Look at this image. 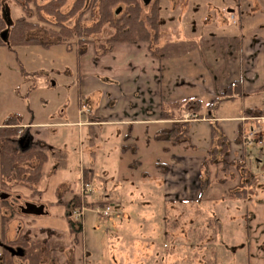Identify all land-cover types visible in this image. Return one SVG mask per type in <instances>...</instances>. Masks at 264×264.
Instances as JSON below:
<instances>
[{"label": "crops", "instance_id": "crops-1", "mask_svg": "<svg viewBox=\"0 0 264 264\" xmlns=\"http://www.w3.org/2000/svg\"><path fill=\"white\" fill-rule=\"evenodd\" d=\"M257 1L234 0L227 3L225 9L230 8L228 19L224 14L223 18H218L216 14L218 11L215 12L217 7L212 2L210 4L214 6L213 9L209 10L208 7L207 10L205 9L207 17L192 20L186 19L183 16L184 13L193 9L192 5L194 6V4L198 10H203L205 3L187 0L183 5L180 4L177 7V3L174 4L170 0L171 5L165 11L176 10L177 13L172 16L173 18L162 13V8L159 6L160 28L158 35L143 42H116L109 47L106 46V50L101 53L102 56L111 53H119L120 56L116 59L110 55L109 58L104 59L106 62L104 60L102 62L107 66L98 64L97 72H85L79 76L78 94L83 98L79 103L80 118L71 122H63L65 125L87 126L90 143H93L97 133L99 134L100 143H98L97 151H105L100 148L103 144L110 143V146L117 144L120 155L124 156L130 153L137 157L133 159L134 164H142L150 157V154L155 152L165 153L166 159L154 161L153 164L157 165L161 162L160 168L156 166L158 169L154 175L160 179L162 200L166 205L173 204L171 212L177 219L188 221V224L192 223V226L196 224L193 219L198 212L197 205L203 197L200 196V173L204 158L200 155H186L179 150L181 146H193L188 142L171 146L168 143L157 141L155 135L159 129L168 126L173 121V119L163 118V111L172 114L179 111L186 113L184 106L191 100H198L200 102V118L204 119L202 108L210 106L220 97L224 89L234 82L240 84L243 95L239 98L242 103L243 100L254 96L258 98V101L251 107L243 103L240 113L231 115L228 119L246 123L256 119V117L246 115L245 111L250 108H264V34L260 28L250 27L248 19V14L261 18L260 12L264 11V6L262 7ZM170 20L176 24H170ZM126 51L128 52L126 53ZM102 59L103 57L99 63ZM125 62L131 64L125 66ZM100 67L103 69L107 67L106 72L103 73ZM100 73L105 75L102 76ZM5 98V91L0 85V129L7 125L10 118H16L18 126L25 132L23 136L30 137L31 143L38 141L41 145L56 147L64 152L59 146L48 144V140H44V136L37 131L38 128L52 124L32 122L31 120V123L25 122L19 119V116L9 117ZM85 107L87 112L84 111ZM183 114L181 119H183ZM189 121L191 123L193 120ZM250 128L252 129V126ZM111 139L113 143L110 142ZM114 139L117 141L115 142ZM103 152L101 153L103 154ZM91 153L92 164L82 168L83 177L85 174L88 179V182L83 181V184H90V177L97 175V166L94 165L97 162L96 153ZM191 154H195L194 149ZM52 163V160L44 163L42 174ZM102 164L101 172L109 167L105 160ZM254 180L247 187L245 197L230 198L228 196L226 202L233 206L235 211L230 216V220L240 218L245 225V244L241 248L245 250L244 256L242 254L243 259L247 261V264H264V180H259L257 184L254 183ZM215 182L219 184L220 181L216 180ZM220 183L225 184V181ZM45 184L46 180L41 177L32 189L20 185L11 189L12 191L19 190L23 195H20L21 198L27 197L24 198L23 204L28 202L30 197L36 196L42 199L46 205H43L44 213L41 215L24 214L27 215L24 216L25 219H21L24 217L19 209L14 218L5 223V233L2 234L0 230V244L4 243L5 239L12 241L20 233H27L31 241L47 242L50 251V264L66 262L86 264L88 259L86 252L89 251L94 257L102 248L110 250V252H117V258H123L125 264H137L141 257L145 264H152L153 256L151 251L147 252L149 247L147 243L122 241L112 245L103 244L102 248L97 244H89V247L85 248L83 245V250L72 244V233L67 225L68 222L66 223L65 213L68 215L71 212L81 216L84 208L100 205V203L110 205L113 212L109 215L97 213L98 216L107 217L116 213L122 217V220L118 222L122 224L119 230L115 228L117 223L114 224L112 221L105 225L106 232L110 234L111 238L120 239L124 235L122 231L126 235L131 226V213L129 207L124 206L121 202L120 189H107L106 186L100 188L97 192L100 196L98 202L92 199L93 194L90 195V193L86 195L81 193V196L75 198L69 196L67 200L64 197L63 201L66 204L62 206L60 203L63 202H58L56 195L44 192ZM56 184H54V188L52 187L53 192ZM127 188L125 189L132 191L133 185L132 188L131 186ZM2 193L4 192L0 193V201L3 200ZM75 199L79 200V205H74ZM147 199L146 195H143L139 201L147 202ZM236 201H241V205L237 206ZM66 205H69L70 208H67ZM186 207L190 208V211L186 210ZM240 207L243 214L241 213L242 215L238 217L239 213L236 210ZM0 209L2 214L9 215V209L3 207L2 204ZM212 216L217 223L220 222L217 215L213 214ZM83 218V215L81 219L78 218L82 228L81 234H83L85 226ZM164 225L167 226V223L165 222ZM1 246L5 251L2 244ZM143 250L145 251L143 252ZM236 257H239V254H236ZM0 258L2 264L3 260L7 259L6 253L3 252ZM18 259L20 262L16 263L15 261L16 264H27L21 258Z\"/></svg>", "mask_w": 264, "mask_h": 264}, {"label": "rangeland", "instance_id": "rangeland-1", "mask_svg": "<svg viewBox=\"0 0 264 264\" xmlns=\"http://www.w3.org/2000/svg\"><path fill=\"white\" fill-rule=\"evenodd\" d=\"M37 1L38 3H45L48 0ZM171 1L174 4L176 2L177 7L187 2V0ZM232 1L234 0H196V2L206 4L202 8L203 10H198V7L194 4V6L192 5L193 9L186 11L183 16L190 20L207 17V7L210 8L209 10L214 7L210 4L212 2L217 7L215 12L218 11L216 12L218 18H223L224 14L228 19L230 8L225 9V7L227 3ZM73 2L74 0H66L62 10L64 12L68 11ZM158 2L160 8H162V13H166L167 17L173 18L172 16L177 13L176 10L165 11L171 5L170 0H158ZM257 2L262 7L264 6V0H258ZM120 5L121 3L115 6L114 11L121 10ZM220 8L223 9L218 10ZM145 9V12H147V6ZM260 14L261 18L248 14L249 25L250 27L260 28L264 34V11ZM21 15H23V11L15 0H2L0 4V17L3 21V26L0 28L2 38L8 35L9 27L15 18ZM169 22L172 25L176 24L172 20ZM87 23L90 24L91 20L88 19ZM112 33L113 28L106 24L103 29L92 36L97 41L90 43L83 53H78V46L76 45L55 44L45 47L40 44L29 43L20 45L4 44L1 45L3 48L0 46V85L5 91V103L9 109V117L19 116V119L25 122L52 124L38 128L37 131L44 136V140H48V144L59 146L65 152L64 165L58 166L56 162H53L49 164L47 171L43 172L41 177L46 180L44 192L56 195L58 202L63 203L64 197L67 200L69 196L73 198L81 196L84 181L82 168L89 166L90 163L92 164L91 152H95L97 162L94 165L97 166V175L90 177V195L93 194L92 199L96 202L99 201L100 196L97 192L104 186L107 189L117 188L121 192L122 204L129 207L131 226L126 235L122 231L124 235L120 239L117 237L111 238L105 229L106 224L114 221V224L117 223L115 228L119 230V227L122 226L121 223H118L122 220L120 215L113 213L107 217L98 216L96 210L98 204L84 208L82 211L83 220H85L84 232L83 234H71L72 244L78 248L81 247L83 250L85 247H89V244H97L102 248L103 244L112 245L122 241L126 243L136 241L138 244L147 243L149 245L147 252L151 251L150 253L153 256L152 264H247V261L242 257L245 250H243L244 248L241 249L242 245L245 244L244 222L240 218L230 220V216L235 211L234 207L226 202L227 190L237 188V183L239 184L242 180V166L237 167L236 164H233L226 171H223L220 163L217 166L216 176H214V170L216 169H214V166L211 168L209 175L213 182L211 186L205 189L204 195L197 205L198 212L193 219L196 224L192 226V223L188 224V221L177 219L171 212L173 204L166 205L162 200L160 179L154 175L158 169L156 166L160 168L161 162L157 165L153 164L154 161L166 159L167 155L165 153L155 152L150 154V157L142 164L135 163V165L133 159L137 157L130 153L124 156L120 155L117 144L111 146L110 143L101 145L100 148L105 149V151L100 150L101 152L104 151L103 154L97 151L99 148L98 143H100L99 134L97 133L94 142L90 143L87 126L63 124V122H71L76 118H80V113H78L79 103L83 98L78 94L79 76L85 72H97L98 64H102L103 60L109 58L110 55L116 59L120 56L119 53H111L105 56L101 54L106 50V46L112 45L105 42ZM101 57L103 59L99 63ZM104 61L106 62V60ZM129 64L131 63H124L125 66ZM102 65L107 66V64ZM105 69L100 67L103 73L106 72ZM257 101L258 98L254 96L243 100V103L251 107ZM243 103L239 97H236L234 100L219 99L212 106H204L201 111L202 115L205 116L204 119L196 116L197 118L193 119L189 125L188 143L193 145V148L185 145L181 146L179 150L186 155H200L205 158L213 144L212 128H214L218 132L214 142L215 146L218 145V140L225 136L230 159L235 162H240L241 159L244 160L248 171L255 179L254 183L257 184L259 180H264V127L259 135H255L252 141L248 142L245 137L250 132L251 126L253 128L259 124L264 125V122L255 119L246 123L228 119L229 116L240 113ZM84 111L87 112L86 107ZM114 141L116 142L117 139H114ZM110 142L113 143L112 139ZM193 149L195 154H191ZM217 159H220V156H217ZM103 160L108 162L109 167L101 172ZM215 180L225 181V184L220 182L218 184ZM55 183L57 184L53 192ZM132 185V191L125 189L130 188V186L132 188ZM1 192L9 194L6 198L7 201L19 212L18 206L22 205L24 198L27 197L21 198L22 193L19 190L4 191L0 188ZM143 195L148 198L147 202L139 201ZM29 201L37 205H46L42 199L36 196L30 197ZM240 202L236 201L235 203L238 206ZM63 203L60 204L64 206L66 203ZM241 209L240 207L236 210L239 213L238 217L243 214ZM186 210L190 211V208L186 207ZM0 212L1 222V214L3 213L1 209ZM213 214L220 218L219 223L214 220ZM21 215L23 217L27 216ZM68 215L77 220L82 217V215H75L71 212ZM68 215L65 213L66 220ZM21 219H25V217ZM145 219L146 221H144ZM165 222L167 226L164 225ZM1 244L0 257L4 252ZM57 244L59 243L57 242ZM236 254H239V257H236ZM86 255L88 256L86 264H125L123 258H117V252H110V250H104L103 248L94 257L89 251L86 252ZM60 258L62 257L60 256ZM17 259H14V261L16 263L20 262ZM140 259L137 264H145L143 257Z\"/></svg>", "mask_w": 264, "mask_h": 264}, {"label": "trees", "instance_id": "trees-1", "mask_svg": "<svg viewBox=\"0 0 264 264\" xmlns=\"http://www.w3.org/2000/svg\"><path fill=\"white\" fill-rule=\"evenodd\" d=\"M15 1L23 11V15L15 18L6 37L2 38L0 35V44L3 45L29 43L40 44L45 47L54 44L76 45L78 46V53H83L90 43L97 41L92 36L103 29L106 24L113 28V33L105 41L109 45L116 42H143L156 37L159 33L160 10L158 0H153L147 6V12H145V6L140 0H74L72 7L65 12L62 7L66 0H48L45 3H38L37 0ZM1 3L2 0H0ZM120 3L119 8L122 9L118 12L117 10L114 11V7ZM88 19L91 20L90 24L87 23ZM2 26L3 21L0 17V28ZM242 95L239 82H234L224 89L217 100H234ZM184 109L201 117L198 100L189 101ZM183 113L179 111L172 114L163 111L162 117L173 119V121L156 132L157 141L168 143L171 146L189 142L190 121L181 119ZM263 113L264 108L261 107L250 108L245 111V114L250 117H258ZM212 130L213 144L201 163L200 196H203L205 189L213 182L209 175L211 168L214 166V169L217 170V166L221 163L223 171H226L233 164H236L237 167L242 166V180L237 184V188L227 190L226 194L230 198H243L246 196L247 187L254 177L248 171L244 160L235 162L230 159L225 136H222L218 140V145L215 146L214 142L218 132L214 128ZM23 135L25 132L18 126L16 118L13 117L8 120L5 127L0 129V188L4 191H10L19 185L32 189L42 176L44 163L48 160L56 162L58 166L65 163V154L62 150L46 144L41 145L38 141L32 142L29 147L22 149L19 145V139ZM217 156H220V159H217ZM216 170H214V176L218 172ZM84 181L88 182L85 174ZM74 202L75 206L80 204L78 199H75ZM1 204L10 212L9 215L2 214L1 232L4 234L5 223L12 220L18 211L7 199L0 201ZM100 205L104 206L103 203ZM66 207L70 208L69 205ZM67 222L72 234L81 233L82 228L79 220L72 219L68 215ZM4 243L18 245L24 250V254L17 257L5 250L7 259H4L2 264H15L14 259L16 258H21L27 264H50V251L46 241L45 243L31 241L27 233H20L15 240L7 241L5 239ZM63 264H73V262Z\"/></svg>", "mask_w": 264, "mask_h": 264}, {"label": "water", "instance_id": "water-1", "mask_svg": "<svg viewBox=\"0 0 264 264\" xmlns=\"http://www.w3.org/2000/svg\"><path fill=\"white\" fill-rule=\"evenodd\" d=\"M145 5H148L152 0H142ZM19 145L22 149L27 148L31 145V138L27 136H22L19 139ZM7 193H2V199L8 198ZM20 211L23 214H30V215H41L44 213L43 205H36L34 203L25 202L23 205L20 206ZM3 247L10 252L11 255L21 257L24 254V250L21 247L13 248L8 245H4Z\"/></svg>", "mask_w": 264, "mask_h": 264}, {"label": "built area", "instance_id": "built-area-1", "mask_svg": "<svg viewBox=\"0 0 264 264\" xmlns=\"http://www.w3.org/2000/svg\"><path fill=\"white\" fill-rule=\"evenodd\" d=\"M196 114L193 113H189L186 112L183 114V119L187 120V119H191V118H195ZM257 120H261L262 122H264V113L261 116L256 117ZM264 125H260L259 127L256 128H252L250 130V132L246 135L245 140H247L248 142L252 141L255 138V135H259L260 131L263 130ZM91 192V185L88 183L83 184L82 186V195L88 194ZM96 210L98 213L102 214V215H109L113 212V209L110 205H106L105 207H103V209H101V207L96 206Z\"/></svg>", "mask_w": 264, "mask_h": 264}, {"label": "flooded vegetation", "instance_id": "flooded-vegetation-1", "mask_svg": "<svg viewBox=\"0 0 264 264\" xmlns=\"http://www.w3.org/2000/svg\"><path fill=\"white\" fill-rule=\"evenodd\" d=\"M152 1H153V0H152ZM152 1H151V2H152ZM140 2H141L145 7L148 6V5L151 3V2H150L148 5H145V4L143 3L142 0H140ZM6 245H8V246H10V247H13V248H17V247H19L18 245H9V244H6Z\"/></svg>", "mask_w": 264, "mask_h": 264}]
</instances>
